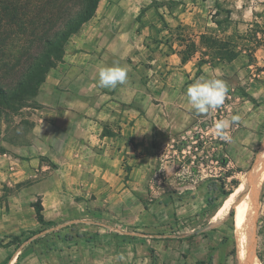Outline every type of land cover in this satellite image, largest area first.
Returning <instances> with one entry per match:
<instances>
[{"label":"rangeland","instance_id":"374dc122","mask_svg":"<svg viewBox=\"0 0 264 264\" xmlns=\"http://www.w3.org/2000/svg\"><path fill=\"white\" fill-rule=\"evenodd\" d=\"M81 1L38 0L27 7L75 11L82 7ZM12 2L0 0V11L23 8L21 4ZM153 5H164L170 11L177 9V12L181 6L183 15L179 13L174 16L171 12L167 18L162 16L161 21L165 25L176 23L177 48L186 56L193 52L192 42L198 41L194 54L198 59L192 64L194 74L199 76L204 73V68H209L202 77L225 80L229 91L223 105L205 114L196 113L192 118L191 130L179 135L157 133L155 149L151 148L153 157L143 158L144 152L139 154L136 149L129 163L126 160L117 163L151 168L145 174H136L147 183L137 193L143 195L142 199L149 206L173 191L172 185H165L170 180H174L176 186L179 183L182 187L192 184L198 189L182 191L180 194V197L190 198L194 195L197 198L192 207L193 213L198 211L197 214L181 226L178 222L164 225L165 229H160L164 231V237L159 238L163 242L157 248L144 247L138 260L130 264H239L234 238V198L264 160V124L257 131L252 124L243 125L254 121L246 113L250 112L252 106L256 108L259 105L243 87L247 79H258L255 74L260 72L250 66L255 63V51L264 47V0H160ZM194 6H199L196 12ZM246 11L250 13L247 17ZM202 35L218 40L224 49L217 54L215 48H209V44L201 39ZM10 50L6 54L0 51V83H5V79L19 69L25 59L16 57L17 54ZM240 55L245 57L237 61L234 68L230 66L234 58ZM205 64L209 65L206 67ZM238 65L250 67L248 73H243V77H239ZM42 85L28 107L9 108L0 118V220L7 223L0 227V232L4 233L5 228L14 224L22 225L17 232L9 234L8 239L1 238L0 264L7 260V264H53L58 258L70 259L74 263L79 261L76 250L80 244L71 241L79 234L80 222L59 229L56 228L57 224L41 225L39 221L35 222L36 207L42 204L44 216L59 208L49 207L45 197L47 193L54 192L64 198L66 191H48V187H51L48 183L62 182L70 166L75 164L74 155H85L92 152V149L101 153L102 143L95 142L93 148H87L86 145L70 141L53 140L57 137L66 138L63 131H69L70 128L53 124L60 116L47 106L49 99ZM57 101L62 102L63 99L58 98ZM246 101L249 103H245L239 114L238 108ZM170 102L183 107L187 98L185 94L174 95L170 97ZM233 115H239L241 119L228 130L231 140L224 141L216 137L212 131L214 122L221 118L230 120ZM20 155L24 158L35 156L39 160L30 163L29 158H26L21 161ZM59 168L62 171L57 172ZM31 170L34 171L30 173ZM210 183H216L218 191L210 192L206 189L207 193L202 195V189ZM222 191H226V194ZM210 199L212 205H208ZM259 204L256 255L260 264H264V180ZM229 205L234 206V216L225 218ZM64 209L66 212L78 211V207L70 200H66ZM109 224L112 228L110 232L120 234L118 225H114L116 223ZM128 228L136 229L137 225L132 224ZM147 238L143 237L144 240ZM67 245H70L69 249Z\"/></svg>","mask_w":264,"mask_h":264},{"label":"crops","instance_id":"0c3cea01","mask_svg":"<svg viewBox=\"0 0 264 264\" xmlns=\"http://www.w3.org/2000/svg\"><path fill=\"white\" fill-rule=\"evenodd\" d=\"M156 1L160 0H100L95 16L70 38L62 60L50 69L42 85L49 99L47 106L60 116L53 124L70 128L63 131L66 138L53 140L70 141L87 148H93L95 142L102 143L101 153L92 149L85 155H74L75 164L62 182L48 183L51 185L48 191L66 193L64 198L54 192L47 193L45 201L49 207L59 208L49 211L45 220L55 222L57 229L76 222L81 224L77 238L71 241L80 244L76 250L78 263L58 258L53 264L134 263L144 247L157 248L163 242L159 238L164 237V231H160L165 229L164 225L178 222L181 226L198 212L192 211L197 201L194 195L180 197L182 191L195 188L192 184L176 186L170 180L165 185H172L173 191L149 206L143 195L137 193L147 183L136 174H145L151 168L117 164L124 160L129 163L136 149L139 154L144 152L143 158L153 157L151 148L155 149L157 133L179 135L193 128L192 118L196 113L191 105L186 102L179 107L178 103L170 102V97L185 94L190 84L209 71L204 68L201 75L194 74L192 64L197 55L183 62L181 49L177 48L176 23L165 25L161 21L162 16L167 18L171 12L174 16L183 15L181 6L178 12L170 11L164 5H153ZM194 7L196 12L199 6ZM245 14L247 17L250 13ZM242 57L245 56L234 58L230 66L234 68ZM254 58L255 63L250 67L260 71L255 74L260 80L247 79L243 88L259 105L246 113L254 121L243 125L252 124L257 131L264 124V47L255 51ZM116 63L128 70L125 83L115 89L99 87V69ZM250 67L238 65L239 77L248 73ZM58 98L63 101H57ZM245 103L249 102H242L238 112ZM26 158L30 163L39 160L35 156L19 157L21 161ZM60 171L61 168L57 169ZM206 189L208 186L202 189V195L207 193ZM66 200L72 201L78 211L66 212ZM109 223H116L120 234L110 232ZM6 224L0 220V227ZM132 224L137 228L129 229ZM21 228L17 224L8 226L4 233L0 232V240L8 239L9 234Z\"/></svg>","mask_w":264,"mask_h":264},{"label":"trees","instance_id":"16d2710c","mask_svg":"<svg viewBox=\"0 0 264 264\" xmlns=\"http://www.w3.org/2000/svg\"><path fill=\"white\" fill-rule=\"evenodd\" d=\"M13 2L21 4L23 8L0 11V51L3 50V54H6L11 48L10 51L15 52L16 57H25V59L22 66L5 79V83H0V118L9 108L28 107L38 88L45 82L50 69L56 65V62L62 60L66 43L95 16L100 0H82V7L75 11L44 8L36 10L27 7L38 0H13ZM201 39L209 44L208 47L215 48L217 54L224 49L216 39H210L206 35H202ZM192 47L193 52L190 55L186 56L180 52L183 62L190 60L196 53V42H192ZM208 190L218 191L216 183H210ZM222 192L226 194V191ZM208 205H212V199L209 200ZM230 213L234 216L233 205L228 206L225 218ZM36 216L41 225L56 224L45 220L41 203L36 207Z\"/></svg>","mask_w":264,"mask_h":264},{"label":"clouds","instance_id":"9594fccd","mask_svg":"<svg viewBox=\"0 0 264 264\" xmlns=\"http://www.w3.org/2000/svg\"><path fill=\"white\" fill-rule=\"evenodd\" d=\"M128 70L116 63L113 66L101 67L98 73L97 84L101 88L115 89L123 85L127 80ZM229 91L227 82L221 78L200 77L190 84L185 92L187 102L197 114H205L212 109L223 105ZM239 115H233L231 119L221 118L214 122L212 131L216 137L224 141H230V127L240 121Z\"/></svg>","mask_w":264,"mask_h":264},{"label":"bare ground","instance_id":"6f19581e","mask_svg":"<svg viewBox=\"0 0 264 264\" xmlns=\"http://www.w3.org/2000/svg\"><path fill=\"white\" fill-rule=\"evenodd\" d=\"M263 180L264 160L235 194L234 238L239 264H260L256 255V220Z\"/></svg>","mask_w":264,"mask_h":264},{"label":"water","instance_id":"95a60500","mask_svg":"<svg viewBox=\"0 0 264 264\" xmlns=\"http://www.w3.org/2000/svg\"><path fill=\"white\" fill-rule=\"evenodd\" d=\"M230 215H231V213H230Z\"/></svg>","mask_w":264,"mask_h":264}]
</instances>
